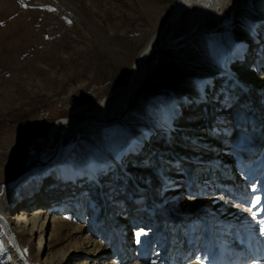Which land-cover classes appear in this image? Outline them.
I'll use <instances>...</instances> for the list:
<instances>
[{
    "label": "rangeland",
    "instance_id": "obj_1",
    "mask_svg": "<svg viewBox=\"0 0 264 264\" xmlns=\"http://www.w3.org/2000/svg\"><path fill=\"white\" fill-rule=\"evenodd\" d=\"M173 1L0 0V182L75 99L84 114L126 82ZM70 140L64 159L2 193L22 256L0 217V264H229L230 251L257 264L264 0H226L161 52L117 124H88ZM28 210L39 215L32 231Z\"/></svg>",
    "mask_w": 264,
    "mask_h": 264
},
{
    "label": "bare ground",
    "instance_id": "obj_2",
    "mask_svg": "<svg viewBox=\"0 0 264 264\" xmlns=\"http://www.w3.org/2000/svg\"><path fill=\"white\" fill-rule=\"evenodd\" d=\"M225 1L226 0H174L173 4L171 6L172 7L171 10H167L165 16L161 19V21H162L168 15L169 11H171L170 12L171 17L169 18V21L164 25V28L160 34L161 38H160L159 46L157 47V49H158L157 54L161 53L160 48L162 47V45L167 44V45L174 47L175 44L179 43V41L186 38L190 31H194V32H192L191 37L196 35L199 32L200 27L202 26V24L204 22V19L207 16L211 15V13L213 11H215L217 8L222 7ZM199 17L202 18V20L200 22L198 21ZM181 26H184V31H182L180 33L179 37L174 38V34L176 33L175 30L177 28H180ZM194 28H196V29H194ZM153 39H154V36L152 35L151 40H149L147 45H145V47L142 48L143 53L141 51V53H140L141 56L139 54L135 58L136 59V61H135L136 63L134 64L135 67H138L141 65V63L142 64L144 63V57L149 53L150 49L152 47H154L155 39L154 40ZM146 70H148L146 68V66H143L141 68L139 75H138V79H141V77L145 75ZM127 80H128L127 85L129 87H127L123 83V84H120L117 88H113V90H111V94H109V96H107V98H104L102 101L95 103L92 106L91 110L87 111L84 114H79L77 112H80L81 110H83L87 105L86 106H77L78 100L75 99V101H73V103H74L73 107L75 108L73 110V115L69 116L70 118L69 117L68 118L67 117L66 118H60L57 121L51 123L50 126L47 128V131L43 134V136L39 135V137L37 138V141H38L37 142L38 143L37 149H40L38 152V154H39L38 155V159H39L38 164L36 166L30 167L28 170H26L24 173H22L20 176L13 179L12 181L7 182L4 185H2L0 187V197L4 191L14 189L15 187H17V185L20 183L19 182L20 180L22 182V181H25L28 177H34V176L36 177L38 175H41L44 172L48 171L47 166H51L53 164H56L60 160L64 159L69 154V152L73 149L75 142H74V140H70L64 145V143H62V140L67 138L68 136L78 137L82 133V131L84 130V128L86 126V122H81L79 120L80 117H83V116L85 117V116L91 114L92 112H93L92 114L101 115L104 117H113L114 115H117L121 111L122 107L125 106L124 101L127 98H129L127 104H129L131 101V98L133 97V95L136 91V89H134L135 80L133 79V76H132V68L130 70V73H129L126 81ZM76 97L77 96H75V98ZM62 123H66V125L64 126L62 134L60 136V140H59L58 147H57L58 149H57L56 144L54 143L53 139H54L56 130L58 129V127ZM37 151H33V150L29 151V154L26 157V161L27 162L31 161L32 158L34 157V154ZM22 178H23V180H22ZM232 208L236 209L235 215L237 216V218L240 219V221L244 222V226L246 225V227H247L248 225L250 226L253 224L252 223V217L248 214V211L246 209H242L238 212L239 208H236V206L225 207L223 205V206H221V209H223V210H221V213L224 216H227L228 218H230L231 220H236L235 216L231 215V209ZM35 212L28 210L27 213L30 215L29 220H27V219L24 220L25 222H28V225L30 224L29 230H31V231L34 229L36 220L39 217V215L35 214ZM0 217L1 218L5 217L4 208H2V206H1V201H0ZM18 221L19 220H15L13 223L18 222ZM3 223H4V227L6 228V230L11 232L10 235L12 237L13 244H14V255L13 256L16 255L17 257L21 258L22 252H21V250L17 244L14 232H12L11 226L13 223L11 221H4V220H3ZM247 223H248V225H247ZM231 239H230V237L227 236V242L228 243L235 241V239L233 241ZM43 243L44 242L38 243L37 247L38 248H40V246L45 247L46 243H44V244ZM41 248H43V247H41ZM229 254L236 256L235 257L236 259L231 262L233 264L238 262L236 260L240 259L236 254L232 253V251H230ZM13 258H16V257H13ZM241 261H244V260L242 259ZM23 263H26V261L23 260ZM26 264H29V263H26ZM188 264H195V263L191 262ZM201 264H203V263H201ZM257 264H264V256H263V258H261L260 261L257 262Z\"/></svg>",
    "mask_w": 264,
    "mask_h": 264
},
{
    "label": "water",
    "instance_id": "obj_3",
    "mask_svg": "<svg viewBox=\"0 0 264 264\" xmlns=\"http://www.w3.org/2000/svg\"><path fill=\"white\" fill-rule=\"evenodd\" d=\"M171 8L169 10H171ZM170 12L171 11H169L168 15L158 25L157 30L155 32V44H154V47H152L150 49L149 53L144 57V63L143 64L141 63V65L138 66V67H135L134 65H133L134 67L131 66V68H132V76H133V79L135 80V84H134L135 87H134V89H136L137 94H138L137 97L134 100L131 99V101H130L129 104H127L128 99H129V98H127L124 101L125 102L124 103L125 106L122 107L121 111L117 115H114L113 117H104V116H101V115L92 114L93 113L92 112L91 114H89V115H87L85 117L84 116L83 117H80L79 120L81 122H86V125L91 124V123H102V124L107 125V126H112V125L117 124L120 119H122L125 115L128 114V112L132 108L133 103L135 102V100L138 98V96L141 93V89H142V86H143L144 81L151 75V73L154 70V66L157 63V60L160 57V54L161 53L157 54V50H158L157 47L159 46V43H160V38H161L160 34H161V31L163 30L164 25L169 21V18L171 17ZM201 20H202V18L199 17V20L198 21L200 22ZM194 29H196V28H194ZM200 30H201V27H200ZM192 32H194V31H190L189 34H188V36L186 38H184L183 40L179 41V43L175 44L174 47L181 46L182 44L186 43L191 38H193L195 35L193 37H191ZM172 47L173 46H170V45H167V44L162 45V47L160 48V50H161L160 52H162L165 48H172ZM143 66H146V68L148 70H146L145 75L142 76L141 79H138L139 72H140V70H141V68ZM131 68L128 71V75L130 73ZM128 75H127V78H128ZM127 84H128V80L124 83V85H126L127 87H129ZM65 125H66V123L60 124V126L56 130V133H55V136H54V139H53L54 143L56 144V148L58 147V143H59V140H60V136L62 134V131H63V128H64ZM39 150L40 149H38V151L34 154V157L32 158L31 161L24 162L18 170H16L9 177L5 178L4 181L0 182V187L2 185H4L5 183L10 182L13 179L17 178L22 173H24L26 170H28L30 167L36 166L38 164V160H39L38 159V155H39L38 152H39ZM3 220L4 221H8L5 217H3ZM8 232L11 233L10 231H8Z\"/></svg>",
    "mask_w": 264,
    "mask_h": 264
},
{
    "label": "snow or ice",
    "instance_id": "obj_4",
    "mask_svg": "<svg viewBox=\"0 0 264 264\" xmlns=\"http://www.w3.org/2000/svg\"><path fill=\"white\" fill-rule=\"evenodd\" d=\"M259 202H260V197L259 196H257L256 197V199L254 200V201H252V204H253V207H255V205L256 204H259ZM249 211H252V209H249ZM257 213H254V216L256 215ZM259 223H260V231L262 232V233H264V219H261L260 221H259ZM142 233H137V235L139 236V235H141Z\"/></svg>",
    "mask_w": 264,
    "mask_h": 264
}]
</instances>
